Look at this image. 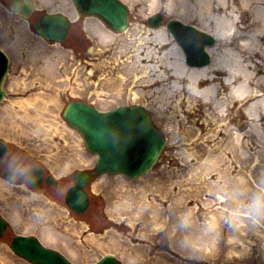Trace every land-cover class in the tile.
<instances>
[{
    "label": "rangeland",
    "instance_id": "374dc122",
    "mask_svg": "<svg viewBox=\"0 0 264 264\" xmlns=\"http://www.w3.org/2000/svg\"><path fill=\"white\" fill-rule=\"evenodd\" d=\"M12 1L0 0V48L10 60L3 83L5 99L0 103V141L7 146L0 161V212L8 222L0 238V264H31L9 248L17 234L39 238L74 264L94 262L104 253L114 254L122 264H139L137 254L142 246L152 251V257H160V264H264V218L257 225L245 215L250 212L248 193L222 188L212 169L216 151L211 161H206L204 146L208 143H201L208 128L201 124L206 106L195 105V116L186 114L185 123L177 114L175 121H170L171 105L161 100L157 86L146 89L139 85L138 101L132 94L138 88L129 89L132 75H125L129 60L121 63L125 57L118 54L127 42L126 31L134 25L147 28L146 22L154 14L162 16L160 26L165 29L166 22L179 19L159 11L136 20L130 2L120 0L128 7L129 26L116 33L96 18H81L71 0H55L54 9L35 3L36 10L28 19L32 27L43 12L66 14V9L72 8L75 18L71 19L69 35L66 42L58 44L44 41L34 28L18 30L22 20L11 11ZM86 21L92 26L100 24L118 40L101 43L87 31ZM185 24L197 27L193 21ZM38 42L45 48H34ZM71 101L100 111L142 105L167 139L158 166L147 175L133 180L106 174L94 178L87 188L90 207L81 216L72 214L65 205L64 194L70 175L93 168L96 156L85 149L81 135L62 117ZM7 104L11 105L5 108ZM191 122L194 129L189 132L186 128ZM170 125L174 136L167 128ZM225 157L229 160L231 154ZM35 165L58 179V185L34 189L27 186L26 178L2 176L17 170L26 177ZM145 207L148 210L142 215ZM155 208L159 214L162 211V217L160 214L148 224ZM15 213L23 219L13 218ZM185 219L186 224L182 222ZM253 225L256 240L251 235ZM52 227L56 237L48 234ZM113 239L118 246L104 247ZM257 244L258 252L253 249Z\"/></svg>",
    "mask_w": 264,
    "mask_h": 264
},
{
    "label": "bare ground",
    "instance_id": "6f19581e",
    "mask_svg": "<svg viewBox=\"0 0 264 264\" xmlns=\"http://www.w3.org/2000/svg\"><path fill=\"white\" fill-rule=\"evenodd\" d=\"M25 1L33 11L35 3L47 9H54L55 6V0ZM62 1L67 3L66 0ZM128 2L136 11V20L146 13L161 11L184 23L193 21L200 30L213 37L215 43L206 48L211 61L206 65L191 66L184 62L182 51L165 27H151L147 22L145 29L134 25L126 31L127 42L118 54L119 58L125 57L121 63L129 60L125 75H132L129 89L132 90V86L138 88L132 92L135 101L139 100L140 86L146 89L157 86L156 90L162 94L161 100L171 105L170 121H175L177 114L182 123H185L186 114L195 116L193 108L196 104L206 106L204 121L201 123L208 127L205 139L201 141L208 143L204 146L208 155L206 161H211V155L216 151L212 169L223 183L222 188L248 193L251 204L254 196L264 194V0ZM66 15L70 19L75 18L72 8L66 9ZM17 16L22 20L18 30L23 31L25 26L35 29L28 20L31 14ZM85 27L101 43H115L118 40L100 24L92 26V23L86 21ZM231 31H234L232 35ZM37 46L34 48H45L42 42H38ZM141 62L146 65L141 66ZM156 90L153 94L157 93ZM10 105H5V108ZM190 125L186 128L189 132L191 128L194 129V123ZM167 128L174 136L173 125ZM211 138L214 139L213 145ZM227 153L231 154L229 160L225 157ZM147 210L145 207L142 215ZM19 213H15L13 218L23 219ZM154 213L149 218L146 216L150 220L148 224H151L152 218L158 220L160 214L162 217V211L159 214L157 208ZM255 229L253 225L251 235L256 240ZM47 231L51 236H57L53 227ZM183 241L188 242L185 237ZM117 242L113 239L115 245L106 243L104 247L115 248ZM145 248H139L142 253L137 254L139 264H160V257H152V251ZM253 249L258 252V244L253 245Z\"/></svg>",
    "mask_w": 264,
    "mask_h": 264
},
{
    "label": "water",
    "instance_id": "95a60500",
    "mask_svg": "<svg viewBox=\"0 0 264 264\" xmlns=\"http://www.w3.org/2000/svg\"><path fill=\"white\" fill-rule=\"evenodd\" d=\"M80 16H95L114 32H122L128 26V9L119 0H72ZM11 9L29 16L31 5L25 0H15ZM162 21L160 15L152 17L148 24L156 27ZM175 42L182 49L189 65H206L209 57L204 51L212 45L211 36L177 20L166 24ZM70 28L69 19L62 14L42 15L36 32L47 41L64 42ZM7 72L6 56L0 51V101L4 96L1 88ZM63 118L83 137L86 148L97 155L92 172H76L73 186L68 190L66 203L74 212L84 211L88 205L86 185L93 176L103 173L121 174L127 178H138L156 166L165 140L152 125L151 116L140 106L118 107L101 112L79 102L69 103ZM3 152L0 148V156ZM30 183L37 186L42 173L39 168L31 170ZM6 224L0 217V236ZM19 256L34 264H70L57 252L46 249L33 237L15 236L10 244ZM94 264H118L111 255Z\"/></svg>",
    "mask_w": 264,
    "mask_h": 264
},
{
    "label": "clouds",
    "instance_id": "9594fccd",
    "mask_svg": "<svg viewBox=\"0 0 264 264\" xmlns=\"http://www.w3.org/2000/svg\"><path fill=\"white\" fill-rule=\"evenodd\" d=\"M245 215H249L253 220V223H260L264 218V194H258L253 197L250 204V212ZM183 223H187V220H183Z\"/></svg>",
    "mask_w": 264,
    "mask_h": 264
},
{
    "label": "flooded vegetation",
    "instance_id": "af4514ba",
    "mask_svg": "<svg viewBox=\"0 0 264 264\" xmlns=\"http://www.w3.org/2000/svg\"><path fill=\"white\" fill-rule=\"evenodd\" d=\"M47 175V174H46ZM43 184H44V181H43ZM58 185V184H57Z\"/></svg>",
    "mask_w": 264,
    "mask_h": 264
}]
</instances>
